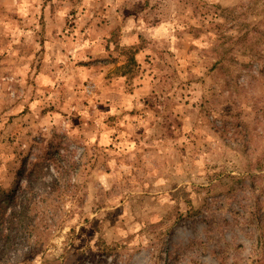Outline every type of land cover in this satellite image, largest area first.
Segmentation results:
<instances>
[{
	"label": "rangeland",
	"instance_id": "rangeland-1",
	"mask_svg": "<svg viewBox=\"0 0 264 264\" xmlns=\"http://www.w3.org/2000/svg\"><path fill=\"white\" fill-rule=\"evenodd\" d=\"M53 149L0 264H264V0H0V189Z\"/></svg>",
	"mask_w": 264,
	"mask_h": 264
},
{
	"label": "trees",
	"instance_id": "trees-1",
	"mask_svg": "<svg viewBox=\"0 0 264 264\" xmlns=\"http://www.w3.org/2000/svg\"><path fill=\"white\" fill-rule=\"evenodd\" d=\"M78 164L75 161L71 160L67 156L60 154L59 150L53 149L49 152V156L47 158H42L41 161H35L32 165V168L28 171L25 170L20 171L21 174H26L27 186L19 187L16 190L5 191L0 189V253H3L8 244H11L9 239L1 238V231L3 230L4 221L1 218L2 210L7 209V206L13 204L15 206V201L20 199H26L29 201L28 209L24 211L21 210L20 217L24 213L30 214V209L33 203H36L35 197L38 195V191L42 188V181H45V174L51 173V169H56L57 175L52 174V179L54 183L62 182L63 180H70L71 173L74 169H76ZM46 167V168H44ZM20 186V185H19ZM5 196V197H4ZM25 206V205H24ZM18 211L15 210L13 215ZM12 225V222L9 224ZM12 238L15 239V235H12ZM255 248H257L260 253H262L264 249V234L262 232L259 233L257 238V244L255 243Z\"/></svg>",
	"mask_w": 264,
	"mask_h": 264
}]
</instances>
